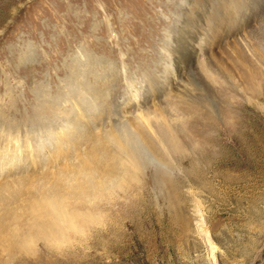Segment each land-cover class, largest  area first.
I'll use <instances>...</instances> for the list:
<instances>
[{"label":"rangeland","instance_id":"rangeland-1","mask_svg":"<svg viewBox=\"0 0 264 264\" xmlns=\"http://www.w3.org/2000/svg\"><path fill=\"white\" fill-rule=\"evenodd\" d=\"M87 92L51 140L36 114ZM0 101V212L82 132L131 146L99 167L123 189L105 180L106 227L0 264H264V0H0Z\"/></svg>","mask_w":264,"mask_h":264},{"label":"clouds","instance_id":"clouds-1","mask_svg":"<svg viewBox=\"0 0 264 264\" xmlns=\"http://www.w3.org/2000/svg\"><path fill=\"white\" fill-rule=\"evenodd\" d=\"M89 98V92L70 96L47 114L37 113L41 121L56 126H50L46 135L58 141L74 134L72 119L82 113ZM130 149L111 127L93 135L82 132L67 151L54 148L39 177L34 178L31 193L0 212L4 217L0 250L36 262L42 253L62 256L91 229L106 227L108 213L101 207L105 203L101 189L105 180L109 186L120 185L115 179H102L99 167L116 160L122 167L127 165ZM108 196H115V191L109 188Z\"/></svg>","mask_w":264,"mask_h":264},{"label":"bare ground","instance_id":"bare-ground-1","mask_svg":"<svg viewBox=\"0 0 264 264\" xmlns=\"http://www.w3.org/2000/svg\"><path fill=\"white\" fill-rule=\"evenodd\" d=\"M240 43H241V46L243 47V48H247L248 49V51L252 54V56L253 57H255V60H257V62H261V56H258V55H256V54H254V51L250 48V46H249V43L246 41V37L244 36L242 39H241V41H240ZM247 51V52H248ZM263 62V61H262ZM253 73V72H252ZM247 75V74H246ZM250 76H252V75H250ZM249 76V77H250ZM258 76V75H257ZM248 77V76H247ZM246 77V78H247ZM254 78V77H253ZM156 114V113H155ZM143 116V115H142ZM150 116V115H149ZM158 117L160 116L159 114L157 115ZM156 117V116H155ZM158 117L155 119V120H158ZM160 118V117H159ZM142 119V122H143V124L148 128V130H149V132H150V134L152 135V137L157 141V142H159L161 145H163V147H167L168 145H169V138H168V136H167V134L166 133H164V131L161 129V127L160 126H156L155 124H154V122L153 121H151V118L150 117H142L141 118ZM179 136H180V134H178ZM132 152H134L135 154H138L139 152H138V150H132Z\"/></svg>","mask_w":264,"mask_h":264}]
</instances>
